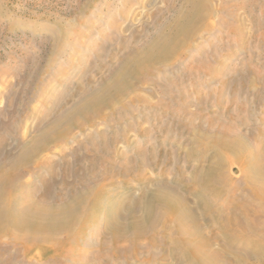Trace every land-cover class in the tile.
<instances>
[{
    "label": "rangeland",
    "instance_id": "374dc122",
    "mask_svg": "<svg viewBox=\"0 0 264 264\" xmlns=\"http://www.w3.org/2000/svg\"><path fill=\"white\" fill-rule=\"evenodd\" d=\"M209 1L211 16L198 36L164 61L166 65L156 64V70L139 75L133 98L117 103L115 109H103L97 119L84 122V128L73 127L68 136L48 144L39 153L48 164H23L26 170L21 168L18 175L30 182L32 193L70 199L75 192L101 187L103 204L116 205L120 200L128 204L142 195L138 175L144 181H183L194 191L199 185L190 180L204 163L194 150L206 140L198 131L211 119L216 120L215 130L220 124L235 126L253 146L264 139V0ZM182 3L0 0V165L14 159L22 139L33 137L39 125L46 128L106 80L126 52L151 40ZM240 21L248 27H241ZM217 71L225 75L226 83L215 76ZM222 170L224 182L235 189L215 199L209 195L212 207L225 212L232 193L242 198L240 204L254 207L257 200L238 163L224 158ZM100 210L78 244L101 264L192 261L174 251L175 245L169 243L175 235L166 230L158 231L156 245L144 241V251L130 258L114 252L115 245L100 250L99 241L110 238ZM202 225L204 236L231 261L239 252L253 259L250 252L257 240L264 243V228L248 231L237 225L230 238L220 224ZM0 260V264H70L50 244L27 251L6 237L0 239Z\"/></svg>",
    "mask_w": 264,
    "mask_h": 264
},
{
    "label": "bare ground",
    "instance_id": "6f19581e",
    "mask_svg": "<svg viewBox=\"0 0 264 264\" xmlns=\"http://www.w3.org/2000/svg\"><path fill=\"white\" fill-rule=\"evenodd\" d=\"M211 4L209 0H183L174 16L160 27L154 37L126 52L110 76L97 83L90 94L81 96L46 128L39 125L33 137L22 139V147L14 159H7L9 161L0 165V239L6 237L10 243L19 244L27 251L40 244H50L59 257L69 260L70 264H101L92 252L85 255V249L79 247L78 242L85 238L87 225L102 208L104 228L110 233V238L99 241L100 250L115 245L114 252L130 258L132 254L144 251V241L156 245L158 231L166 230L169 235H175V241L171 237L174 244H169L172 247L175 245L174 251H179L180 257L192 260L190 264L263 263L264 243L259 240L250 252L254 255L253 259L239 252L235 261H231L203 234L202 224H220L225 237L230 238L234 236L232 229L237 225L248 231L264 228V139L253 146L237 132L235 126L220 124L215 130L212 126L216 120L211 119L205 129L198 131V135L206 140L194 150L195 153L198 150L197 154L204 159L199 175L190 180L199 185L194 187V191L186 189L183 181L178 184L166 180L144 181L143 176L138 175L137 179H142L136 182L141 187V197L132 198L128 204L120 200L114 205L107 201L102 203L100 194L104 191L101 187L93 193L90 189L75 192L70 199H60L59 194L47 192L38 196L32 193L31 187H27L30 182L18 175L21 168L22 172L26 170L23 164L28 161L48 164L49 160L40 157L39 153L46 151L47 145L57 138L68 136L70 129L84 128V122L94 121L103 114V109H115L117 103L133 98L131 93L135 85H140L136 82L139 75L156 70V64L166 65L164 61L190 41L202 26L205 27L206 19L211 16ZM242 24L240 21L239 25L245 26V23ZM217 72L215 76L226 83L225 75L223 78V74ZM193 133L196 135V132ZM195 138L193 142H198L199 138ZM204 149H209V152ZM228 157L240 166L243 181L257 200L254 207L240 204L242 198L234 193L230 195L225 212L219 207H212L209 195L215 199L235 189L224 182L222 174L224 158ZM148 260L151 261L150 258Z\"/></svg>",
    "mask_w": 264,
    "mask_h": 264
}]
</instances>
